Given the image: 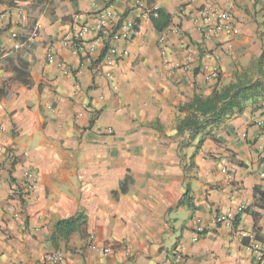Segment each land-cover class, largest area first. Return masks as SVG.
Here are the masks:
<instances>
[{
    "label": "crops",
    "instance_id": "0c3cea01",
    "mask_svg": "<svg viewBox=\"0 0 264 264\" xmlns=\"http://www.w3.org/2000/svg\"><path fill=\"white\" fill-rule=\"evenodd\" d=\"M8 1L0 2V264H39L55 251L61 264H258L251 248L264 241L254 193H264V94L213 138L202 132L179 149L189 133L178 129L194 97L264 74V0H47L34 40L25 9ZM150 7L171 16L161 33ZM204 7L228 11L237 34L206 40ZM106 12L112 24L124 17L142 31L111 42L126 56L110 81H95L97 34L77 53L66 41ZM161 50L183 69L169 74ZM213 65L215 82L205 79ZM220 214L229 225L214 224ZM76 215L81 228L58 238L56 224ZM197 221L205 232L193 242ZM89 236L110 255L91 251Z\"/></svg>",
    "mask_w": 264,
    "mask_h": 264
},
{
    "label": "built area",
    "instance_id": "2783aa9c",
    "mask_svg": "<svg viewBox=\"0 0 264 264\" xmlns=\"http://www.w3.org/2000/svg\"><path fill=\"white\" fill-rule=\"evenodd\" d=\"M183 3H187L189 0H180ZM239 0H233V3ZM232 4V3H231ZM158 9L156 7H150L147 11L148 17H156ZM264 14V7L262 10ZM200 17L202 18L203 23H206V26L203 27V30L206 31L205 39L210 40L212 37H216L218 34L223 33L227 36L236 35L237 31L232 24L231 17L228 11L218 9V8H209L204 7L200 11ZM133 23H121L120 26L117 27V21L112 24L110 21V13H104L98 20L95 28H90L86 25L81 27H77L74 29L72 35L68 37L66 44L69 43L75 53L82 50L85 42L84 37L88 35L90 32H94L97 34L96 40L92 42L89 46L91 52L95 51L97 45H101L100 54L98 56L99 59L96 60L95 64L91 67V74L93 79L96 80H104L110 81L112 79V72L111 68L120 61L123 57L126 56V50L124 48L118 49L111 45V42H127L133 36L132 31ZM37 37V31L34 28L30 39L34 40ZM11 38L16 40V34H12ZM165 37L161 36L159 38V43L164 44ZM19 45H15V49H18ZM161 59L163 66L166 67L169 74L177 69H183L176 64H171L168 59L166 58L165 52L163 50L160 51ZM202 57L207 61H217V57L209 52H204ZM53 58L52 56V49H47V60L51 61ZM68 74V72H65ZM220 75L219 68L216 65H213L207 69V74L205 75V79L208 81L215 82L218 80ZM80 117V115H78ZM108 134H111L112 131L109 129L107 130ZM25 184L23 185V190L29 191L32 186L33 182L31 181L32 177L28 172L24 173ZM29 182V183H28ZM28 183V184H27ZM242 210V208L240 209ZM229 217L225 214L217 215L214 218L215 225H229ZM205 229L197 221L196 226L193 231V242L198 241L199 237L204 234ZM88 248L100 255L102 258H106L110 255L111 249L108 246H98L94 243L93 237L89 236L87 239ZM251 250L256 254V260L258 264H264V241L259 245L252 246ZM176 260L179 261L180 257L177 256ZM64 261L63 254L55 251L45 255L39 264H61Z\"/></svg>",
    "mask_w": 264,
    "mask_h": 264
},
{
    "label": "trees",
    "instance_id": "16d2710c",
    "mask_svg": "<svg viewBox=\"0 0 264 264\" xmlns=\"http://www.w3.org/2000/svg\"><path fill=\"white\" fill-rule=\"evenodd\" d=\"M46 2L47 0H9L7 5L11 8L19 6L25 9L29 20L28 31L31 32L41 15L39 7ZM123 18L124 17L118 18L117 27L121 25ZM150 21L153 28L161 33L169 27L171 16L158 10L156 17H150ZM132 31L133 35L142 31L138 21L133 22ZM263 58L264 54H262L258 61L259 69ZM21 75L26 76V73H21ZM259 76L261 78L255 82L229 84L220 91L213 89L210 96L206 98L196 96L188 105L182 107L188 115L180 122L178 131H187L189 136L186 142L181 143L179 149H183L188 145V142L192 141L202 132L205 133L207 139L213 138L216 130L221 124L232 115L241 113L245 109L247 102H252L255 98L261 97V95L264 94V74L261 70H259ZM201 142L202 140H200L198 144H201ZM188 193L189 190L187 188L183 200H185L187 204H190L187 199ZM254 193L257 201L260 203L259 206L264 209V193L258 190H255ZM82 225L83 217L81 215H76L70 219L59 221L56 224L55 233L58 238L67 240L68 237L77 232Z\"/></svg>",
    "mask_w": 264,
    "mask_h": 264
}]
</instances>
